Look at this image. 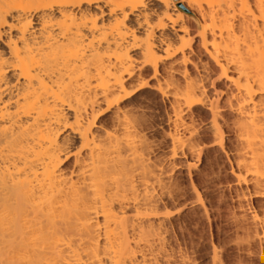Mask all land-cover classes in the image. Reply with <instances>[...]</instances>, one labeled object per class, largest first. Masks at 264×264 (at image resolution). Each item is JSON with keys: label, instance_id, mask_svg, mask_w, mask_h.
<instances>
[{"label": "bare ground", "instance_id": "bare-ground-1", "mask_svg": "<svg viewBox=\"0 0 264 264\" xmlns=\"http://www.w3.org/2000/svg\"><path fill=\"white\" fill-rule=\"evenodd\" d=\"M176 157L198 259L264 264V0H0V264H181Z\"/></svg>", "mask_w": 264, "mask_h": 264}, {"label": "rangeland", "instance_id": "rangeland-1", "mask_svg": "<svg viewBox=\"0 0 264 264\" xmlns=\"http://www.w3.org/2000/svg\"><path fill=\"white\" fill-rule=\"evenodd\" d=\"M147 99V98H146ZM154 99V100H153ZM148 101H151V102H153L154 103V108H152L151 110H148L151 114H153V116L157 119V120H159V121H157L156 122V124H158V126L155 124V126H157L156 128L154 127V131L152 130V128H150L149 129V132H152L151 133V135H153V136H151L150 135V133L148 132L147 133V135H150V136H148L149 137V139H150V137H152V139H150V140H152V145H153V147H155V148H153L152 150H154V152H155V154H154V152H152V155L155 157V155H157L156 157H158V155H159V158H160V160H164V159H167V161L166 160H164V162H163V164H168V162L170 163L171 162V160H172V158H170V153H171V144H170V139H169V136H168V133H167V130H169V128H168V123H166V119H167V116H166V113L164 112V109H166L165 108V106L162 104V102H161V100L160 99H158L157 97H156V95L155 94H151L150 96H148V99H147ZM156 101V102H155ZM157 104V105H156ZM156 107H158V108H156ZM156 109V110H155ZM152 110H153V112H152ZM159 112H158V111ZM157 114V116H156V114ZM158 114H159V116H161V117H163V118H161V117H159L158 116ZM163 115V116H162ZM159 117V118H158ZM204 116H201V118H203ZM165 118V119H164ZM196 118H197V120H196V122L197 123H199L200 121V119L201 118H198V116H196ZM195 118V119H196ZM161 119H162V121H161ZM162 123H161V122ZM165 121V122H164ZM207 121H205V122H203V120H202V124L200 125V126H202V125H204V123H206ZM201 123V122H200ZM199 123V124H200ZM160 124H163L162 126L160 125ZM198 125V124H197ZM159 126H161V127H159ZM163 129V130H162ZM169 132V131H168ZM166 133H167V135H166ZM156 134V135H155ZM167 136H168V138H167ZM156 138V139H155ZM163 139V140H162ZM149 140V141H150ZM154 141V142H153ZM153 143H155V145L153 144ZM168 144V145H167ZM168 155V156H167ZM167 157V158H166ZM220 157H222L223 159H225V157L222 155V156H220ZM219 157V160H220V164L221 163H225V164H227V161H226V159L225 160H221L222 158H220ZM162 158V159H161ZM170 161H169V160ZM175 159V161L176 162H178L179 163V165H180V167H179V165L176 167L175 166V168H173V170L175 171H173V174L172 175H174L175 177L174 178H178L177 179V182L178 183H180V185L182 184V185H184L185 187H183L182 188V190L184 189L186 192H184V190L182 191V194L183 195H185V196H183L182 195V201L185 199H187V200H191L190 198H192L193 196H195V192H191V191H193L191 188H192V183L190 182V179H192V180H195L196 178H198V176L197 177H195L196 175H198V172H197V168H194L193 169V174L192 175H190V177H189V174L187 173V170H186V168L184 169L183 168V166H185V159H180V157H176V158H174ZM181 160H183V162L181 161ZM223 161V162H222ZM182 162V163H181ZM178 163H176V164H178ZM183 165H181V164ZM184 163V164H183ZM166 164V165H167ZM223 164H221V165H223ZM228 165V164H227ZM182 166V167H181ZM197 167H199L198 165H197ZM201 167V166H200ZM194 171H195V173H194ZM225 170L224 169H222L220 172V175H222V172H223V175H222V177H224L223 179L224 180H229V181H233L234 182V178H233V176L231 175V173L229 174L228 172L229 171H227V173H225L224 172ZM197 172V173H196ZM182 173V174H181ZM176 174V175H175ZM196 174V175H195ZM187 175V176H186ZM192 177V178H191ZM193 177H194V179H193ZM227 177H229V178H227ZM231 177V178H230ZM190 178V179H189ZM226 178V179H225ZM232 179V180H231ZM233 182H231L230 183V185H225V184H221V186L220 185H218V186H220V187H223V186H226L225 188H226V191L227 190H229L227 187L228 186H231L230 187V189H232V191L230 190V192L233 194H230V192L229 191H227L226 193H228L229 192V194H227L228 196H227V201H228V203L230 202V204H232L233 203V200L232 199H235V197H233V196H236V194H235V188L237 187V186H234L235 185V183L233 184ZM184 183V184H183ZM191 183V184H190ZM182 185L181 186H179V187H182ZM235 187V188H233V187ZM187 187V188H186ZM181 189V188H180ZM218 189H221V188H218ZM217 189V190H218ZM234 190V191H233ZM218 191H220V190H218ZM218 191H216V193L218 194ZM234 192V193H233ZM192 193V194H191ZM194 193V194H193ZM220 193V192H219ZM235 194V195H234ZM192 196V197H191ZM232 197V199H230ZM184 198V199H183ZM194 198V197H193ZM192 198V199H193ZM185 200L183 201V202H185ZM187 200H186V203H185V206L186 205H189V203L191 202H189L188 201V203H187ZM257 200V199H256ZM253 201H255V199L254 200H252V204H250V206L252 205L253 206ZM192 204H190L189 205V207L188 206H186V207H184V209H187V208H191V209H189V210H186L183 214L184 215H180V216H182V217H180V216H174L176 219H173V221L175 220V224H176V226H171V225H169L170 227V234H172V235H170L171 237H174L175 235L176 236H178L177 238H176V236H175V238L173 239H171L173 242H172V244H173V248H177L179 251H181L180 250V248L179 247H181V249H183V250H185L186 248H188V249H186L187 251H188V253H187V251L185 252L184 251V255H185V253H186V258H185V256H184V258H181V257H183L182 255H181V253H183L182 251L181 252H177L178 250L175 248V250H174V253H176L175 254V256L177 255H180V256H178V257H180L179 259H181V262H180V260H179V262L181 263V264H184V262L182 263V260L183 259H185L186 261L185 262H189V263H185V264H206L208 261H210L211 259V251H210V249L208 248V250L209 251H207V248L206 249H204V251L202 252V253H204V254H202V253H200V256L202 255V257H200L199 256V259H198V205H197V207H196V205H194V209H193V206H191ZM192 209H193V211H192ZM190 213V214H187V213ZM192 212V213H191ZM194 212V213H193ZM195 213H197V214H195ZM192 214H193V216H192ZM195 214V215H194ZM187 215H189V216H187ZM173 217V218H174ZM181 218L184 220H181ZM194 218V219H193ZM180 221V222H179ZM184 223H183V222ZM192 221V222H191ZM185 222H186V225H187V227L188 228H191V230H188L187 229V227H186V225H185ZM189 222V223H188ZM196 222H197V224H196ZM178 223V224H177ZM179 223H180V225H182V226H180L179 225ZM193 223V224H192ZM192 224V225H191ZM197 225V226H194V225ZM190 225V226H189ZM183 226H185L184 228H183ZM178 227H180L178 230L176 229V228H178ZM194 227H196V228H194ZM174 228V229H173ZM181 228L182 229H185L186 230V232H184L185 230H181ZM173 230H175V231H173ZM188 230V231H187ZM193 230H195L194 232H193ZM184 233H183V232ZM191 231V233H189ZM173 232L174 233H176V234H173ZM181 233V234H180ZM191 234V235H189V234ZM188 234V235H187ZM181 236V237H180ZM187 237V238H182V237ZM170 237V238H171ZM181 240H180V239ZM176 239V240H175ZM184 239V240H183ZM177 240H179L180 242H181V244H180V242H179V244H178V242H177ZM186 240V241H185ZM174 243H177V244H174ZM185 243V244H184ZM177 245V246H176ZM184 247V248H183ZM231 247V246H230ZM233 248V250L231 249V248H229V249H231V251H229L230 252V258H232V259H234V257L235 256H238V255H234V254H236V252H237V254H238V251L235 249L234 250V246H232ZM257 250L259 249V248H256ZM207 251V252H206ZM233 252V253H232ZM178 253V254H177ZM208 256H207V255ZM234 255V256H232V255ZM210 255V256H209ZM254 254H252L250 257H247L246 259H248V261L251 259L252 261H250L248 264H254L255 263V261L256 262H259V259H258V253L256 252L255 253V255L253 256ZM176 256V257H177ZM187 256H188V258H187ZM232 256V257H231ZM178 257H177V259H178ZM190 258H191V261H190ZM201 258H203V259H201ZM238 258V257H237ZM197 259V260H196ZM235 259H236V257H235ZM253 259H255V261L253 260ZM188 260V261H187ZM205 260V261H204ZM208 260V261H207ZM200 261V262H199ZM204 261V262H203ZM234 262L233 260H230L229 259V263L230 262ZM254 261V263H252ZM203 262V263H202ZM231 262V263H232ZM207 264H209V263H207ZM244 264H246V263H244ZM256 264V263H255ZM258 264V263H257ZM260 264V263H259Z\"/></svg>", "mask_w": 264, "mask_h": 264}]
</instances>
